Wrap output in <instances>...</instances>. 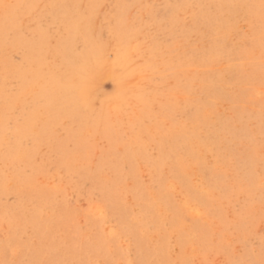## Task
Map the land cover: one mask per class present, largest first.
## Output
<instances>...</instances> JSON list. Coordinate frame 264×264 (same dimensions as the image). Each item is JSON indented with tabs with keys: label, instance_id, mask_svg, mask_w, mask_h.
<instances>
[{
	"label": "rangeland",
	"instance_id": "1",
	"mask_svg": "<svg viewBox=\"0 0 264 264\" xmlns=\"http://www.w3.org/2000/svg\"><path fill=\"white\" fill-rule=\"evenodd\" d=\"M3 1L0 264H264V0Z\"/></svg>",
	"mask_w": 264,
	"mask_h": 264
},
{
	"label": "bare ground",
	"instance_id": "2",
	"mask_svg": "<svg viewBox=\"0 0 264 264\" xmlns=\"http://www.w3.org/2000/svg\"><path fill=\"white\" fill-rule=\"evenodd\" d=\"M2 1H3V0H2ZM28 1L30 2V0H28ZM31 1H32V0H31ZM35 1H36V0H35ZM35 1H34V3H38V2H35ZM76 1H78V0H76ZM19 2H20V1H19ZM19 2H16V3L18 4ZM158 2H159V1H158ZM3 3H4V1H3ZM21 3H22V1H21ZM21 3H19V4H20L21 7H22L23 5H22ZM53 3H55V2H53ZM58 3H59V2H58ZM12 4H14V3H12ZM23 4H24V2H23ZM29 4H30V3H29ZM77 4H78V2H77ZM27 5H28V4H27V2H26V5H25V6H27ZM32 5H33V4H32V2H31V8L28 6L31 10H33V8H34ZM80 5H81V4H80ZM17 6H19V5H17ZM43 6H44V5H43ZM61 6H62V5H61ZM84 6H85V5H83L82 7H84ZM4 7H5V6H4ZM13 7H14V6H13ZM32 7H33V8H32ZM76 7H77V6H76ZM18 8H19V7H18ZM29 8H28V9H29ZM85 8H86V7H85ZM30 9H29V10H30ZM43 9H44V8H43ZM205 9H206V8H205ZM81 10L84 11L83 9H80V11H81ZM87 10H89V9H87ZM87 10H86V11H87ZM14 11H15V10H14ZM14 11H13V12H14ZM24 11H27V12H28V10H25V9H24ZM151 11H152V10H151ZM9 12H10V11H9ZM22 12H23V10H22ZM27 12H26V13H27ZM90 12H91V11H90ZM28 13H29V12H28ZM28 13H27V14H28ZM47 13H48V12H47ZM12 14H13V13H12ZM83 14H84V13H83ZM86 14H87V13H86ZM90 14H91V13H90ZM19 15H20V14H19ZM34 15H35V14H34ZM225 15H226V14H225ZM6 16H8V14H7ZM9 16H10V15H9ZM21 16H22V13H21ZM23 16H24V15H23ZM79 16H80V15H79ZM90 16H91V15H90ZM226 16H227V15H226ZM10 17H11V16H10ZM17 17H18V16H17ZM84 17H86V19H87L89 16L87 17L86 15H84ZM5 18H7V19H5ZM8 18H9V17H4V19L2 18L1 20H2V21H3V20H6V21L8 20V21H7V23H8V22H9V19H8ZM15 18H16V17H15ZM15 18H14V19H15ZM26 18H27V17H26ZM65 18L67 19V16H66ZM10 19H11V18H10ZM33 19H34V18H33ZM63 19H64V18H63ZM89 20H90V19H89ZM89 20H88V21H89ZM14 21H15V20H14ZM14 21L12 20V22H14ZM26 21H27V20H26ZM253 21H254V20H253ZM16 22H17V21H16ZM16 22H15V23H16ZM92 22H93V21H92ZM9 23L12 24L11 22H9ZM9 23H8V24H9ZM83 23H84V22H83ZM186 23H187V22H186ZM227 23H228V22H227ZM243 23H244V22H243ZM17 24H18V23H17ZM17 24H16V26H17ZM89 24H90V23H89ZM2 25H4V24L2 23ZM12 25H13V27H14V23H13ZM24 25H25V24H24ZM0 26H1V25H0ZM21 26H22V25H21ZM72 26H73V25H72ZM3 27L6 28L7 26H3ZM18 27H19V26H18ZM8 28H9V26H8ZM11 28H12V27H11ZM14 28H15V27H14ZM14 28H13V29H14ZM19 28H20V27H19ZM9 29H10V28H9ZM84 29H85V28H84ZM2 30H3V29H2ZM4 30H5V29H4ZM4 30H3V31H4ZM247 30H248V29H247ZM8 31H9V30H8ZM79 31H80V30H79ZM1 32H2V31H0V33H1ZM12 32H13V31H12ZM15 32H16V31H15ZM18 32H19V31H18ZM112 32H113V31H112ZM197 32H198V31H197ZM2 33H3V32H2ZM2 33H1V34H2ZM6 33H7V32H6ZM19 33H20V32H19ZM21 33H22V32H21ZM12 34H13V33H12ZM15 34H17V33H15ZM3 35H4V34H3ZM6 35H7V34H6ZM19 35H20V34H18V36H19ZM86 35H87V34H86ZM7 36H8V35H7ZM11 36H13V35H11ZM15 36H16V35H15ZM88 36H89V34H88ZM16 37H17V36H16ZM130 37H131V36H130ZM9 38H11L10 40H12V37H9ZM13 39H14V37H13ZM17 39H18V38H17ZM33 39H34V38H33ZM197 39H198V38H197ZM10 40H9V41H10ZM0 41H1V40H0ZM9 41H8V42H9ZM148 41H149V40H148ZM11 42H12V41H11ZM11 42H10V43H11ZM13 42H14V41H13ZM13 42H12V43H13ZM16 42H17V40H16ZM17 43H18V42H17ZM26 43H27V42H26ZM14 44H16V43H14ZM120 44H121V43H120ZM4 45H6V44L4 43ZM9 45H10V44H9ZM146 45H147V44H146ZM177 45H178V44H177ZM34 46H35V45H34ZM130 46H131V45H130ZM7 47H8V46H7ZM2 48H3V47H2ZM4 48H6V47H4ZM4 48H3V49H4ZM3 49H2V51H3ZM120 50H121V49H120ZM181 50H182V49H181ZM2 51H1V52H2ZM9 51H10V50H9ZM101 51H102V53L99 52V56H98L97 58L95 57V59L92 61V65H93V67H94L92 70H97V69H98V68H97L98 65H100V64L103 62V60L105 59V58L103 57V56H104V52H105V48H103V50H101ZM105 53H106V52H105ZM2 54H3V53H2ZM145 54H147V53H145ZM3 55H4V54H3ZM90 55H91V54H90ZM6 56H7V55H6ZM6 56L4 55V58H5ZM105 56H106V55H105ZM119 56H120V55H118V57H119ZM129 56L131 57V55H129ZM135 56H136V55H135ZM121 57H122V58H125L124 53H122V56H121ZM0 58H3V56L0 57ZM91 58H92V57H91ZM98 58H99V59H98ZM6 59H7V58H6ZM6 59H5V61H6ZM106 59H107V58H106ZM125 59H126V58H125ZM0 60H1V59H0ZM101 60H102V61H101ZM7 61L10 62L11 60H8V59H7ZM7 61H6V62H7ZM26 62H27V61H26ZM126 62H127V61H126ZM152 62H153V61H152ZM1 63H2V61H1ZM2 64H4V62H3ZM5 64H6V63H5ZM5 64H4V65H5ZM9 64H10V63H9ZM9 64H8V66H9ZM11 64H12V63H11ZM34 65H35V64H34ZM75 65H77V64H75ZM92 65H91V66H92ZM122 65H124V64H122ZM80 66H81V65H80ZM11 67H12V65H11ZM84 67H85V66H84ZM0 68H2V67H0ZM3 68H4V66H3ZM8 68H10V66H9ZM12 68H13V67H12ZM12 68H10V70H12ZM86 68H87V67H86ZM80 69H81V67L78 68V70H80ZM4 70H7V68L4 69ZM10 70H9V71H10ZM85 70H86V69H81L80 71H83V72H84ZM2 71H3V69H2ZM3 72H6V71H3ZM7 72H8V71H7ZM10 72H11V71H10ZM10 72H9V73H10ZM36 72H38V71H36ZM85 72H86V71H85ZM85 72H84V73H85ZM94 72H95V71H94ZM11 73H12V72H11ZM21 73H23V72H21ZM24 73H27V72H24ZM24 73H23V74H24ZM30 73H31V72H30ZM30 73H29V74H30ZM188 73H189V72H188ZM19 74H20V73H19ZM31 74H32V73H31ZM5 75H7V74L5 73ZM3 76H4V75H3ZM16 76L18 77V75H16ZM34 76H35V75H34ZM1 77H2V76H1ZM36 77H37V76H36ZM36 77H35V78H36ZM144 77H145V76H144ZM5 78H7V77H5ZM10 78H11V77H10ZM12 78H14V77H12ZM21 78H22V77H21ZM24 78H25V77H24ZM0 79H2V78H0ZM3 79H4V77H3ZM7 79H8V78H7ZM33 80H34V79H33ZM5 81H6V79H5ZM29 81H30V79H29ZM175 81H176V80H175ZM224 81H225V80H224ZM2 83H3V81H2ZM238 83H239V82H238ZM28 84H29V82H28ZM0 85L2 86V84H0ZM22 85H23V84H22ZM25 85H27V84H25ZM45 85H46V84H45ZM1 86H0V87H1ZM4 86H6V85H3L2 87H4ZM178 86H179V85H178ZM50 87H51V86H50ZM50 87H49V88H50ZM5 88H6V87H5ZM0 89H1V88H0ZM4 90H5V89H4ZM4 90L2 89V91H4ZM21 90H22V89H21ZM199 90H200V89H199ZM0 91H1V90H0ZM206 92H207V91H206ZM222 93H223V92H222ZM0 94H1V92H0ZM54 94H55V93H54ZM128 94H129V93H128ZM225 94H226V93H225ZM153 95H154V94H153ZM24 96H25V95H24ZM236 96H237V95H236ZM219 97H220V96H219ZM237 97H238V96H237ZM21 98H22V97H21ZM150 98H151V97H150ZM220 98H221V97H220ZM19 101H21V100H19ZM5 102H6V101H5ZM210 103H211V102H210ZM220 103H221V102H220ZM211 104H212V103H211ZM151 110H152V109H151ZM212 111H213V110H212ZM196 114H197V113H196ZM198 115H199V113H198ZM14 129H15V128H14ZM24 130H25V129H24ZM17 132H18V131H17ZM18 134H19V133H18ZM218 135H219V134H218ZM215 139H216V138H215ZM193 140H194V139H193ZM187 143H188V142H187ZM198 151H199V150H198ZM166 164H167V163H166ZM203 166H204V165H203ZM176 167H177V166H176ZM141 170H142V169H141ZM58 176H59V175H58ZM195 177H196V176H195ZM10 180H11V179H10ZM15 183H16V182H15ZM30 188H31V187H30ZM31 189H32V188H31ZM176 189H177V188H176ZM42 190H43V189H42ZM53 193H54V192H53ZM56 193H57V192H56ZM181 200H182V199H181ZM200 209H201V208H200ZM96 211H97L98 214L101 213V211H100L98 208H97ZM169 216H170V215H169ZM136 219H137V218H136ZM109 229H110V228H109ZM109 229H108V230H109ZM111 229H112V228H111ZM155 238H156V237H155ZM125 239H126V238H125ZM190 245H191V244H190ZM192 247H193V246H192Z\"/></svg>",
	"mask_w": 264,
	"mask_h": 264
}]
</instances>
